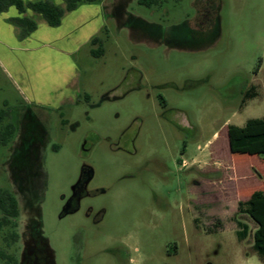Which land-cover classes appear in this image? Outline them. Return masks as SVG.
<instances>
[{
  "label": "rangeland",
  "instance_id": "1",
  "mask_svg": "<svg viewBox=\"0 0 264 264\" xmlns=\"http://www.w3.org/2000/svg\"><path fill=\"white\" fill-rule=\"evenodd\" d=\"M138 1L110 10L102 56L77 53L72 103H26L43 82L19 88L0 68L17 127L0 189L20 206L18 242L4 229L0 251L19 264L30 246L26 264H264L239 207L264 193V150L242 146L264 130V0Z\"/></svg>",
  "mask_w": 264,
  "mask_h": 264
},
{
  "label": "crops",
  "instance_id": "2",
  "mask_svg": "<svg viewBox=\"0 0 264 264\" xmlns=\"http://www.w3.org/2000/svg\"><path fill=\"white\" fill-rule=\"evenodd\" d=\"M51 1L65 11L57 27L50 26L41 14L29 9L20 14L15 7H11L7 12L0 13V68L19 88H30L28 83L32 81L43 82L41 90L33 93L32 97H23L24 102L40 106L76 101L80 77L76 55L83 47L92 46V40L106 28L110 10L117 7L118 2L82 3L75 10L68 11L64 0ZM17 17L29 18L37 25V29L23 40L20 39L21 29L9 21ZM47 77L52 81L50 85L44 83ZM37 87L40 89V86ZM257 228L256 223L252 247ZM252 254L257 255L254 251Z\"/></svg>",
  "mask_w": 264,
  "mask_h": 264
},
{
  "label": "trees",
  "instance_id": "3",
  "mask_svg": "<svg viewBox=\"0 0 264 264\" xmlns=\"http://www.w3.org/2000/svg\"><path fill=\"white\" fill-rule=\"evenodd\" d=\"M66 3V10L73 11L80 4H94L100 3L103 0H64ZM140 5L146 7H152L160 4V0H139ZM11 7H15L20 14H24L28 9L42 15L47 23L52 27H57L61 24V19L64 15V10L55 4L51 0H43L39 2H27L23 0H0V13L7 12ZM131 16L128 18L130 21ZM137 20V19H136ZM139 20V19H138ZM9 21L18 26L21 29L20 39L23 40L30 36L36 29V23L26 17L11 18ZM128 22V21H127ZM126 23V25H129ZM92 46L97 49H93L91 54L95 57L103 55L102 48L103 41L100 37H95L92 40ZM255 87L248 89L243 98V102L246 100L255 98L253 93ZM87 97V96H86ZM165 104V100H162ZM8 106V103H5ZM10 116V110L0 109V145L7 146L15 137L17 133V127L13 122L4 123L5 119ZM257 127H249L246 129V134L242 139V146L252 152L264 150V130H255ZM22 141V138H21ZM240 209L243 212L251 216V218L258 224V228L254 234L253 251L258 255L260 260L264 262V193H254L248 201L240 204ZM20 216V206L17 198L8 189H0V232L7 229V235L5 238L7 246H12L18 242L19 235L16 231L18 227L17 219ZM35 221L31 222L29 227L31 239L33 243H38V232L34 229ZM238 225L242 228L240 231V238H247L249 234V227L245 223L238 221ZM24 254L23 261L20 264H26L28 256L30 254L31 246L28 247ZM0 259L6 264H19L14 255L6 254L4 251H0Z\"/></svg>",
  "mask_w": 264,
  "mask_h": 264
}]
</instances>
